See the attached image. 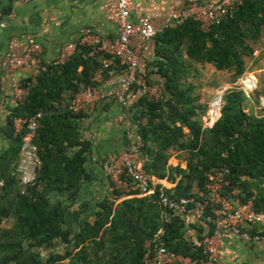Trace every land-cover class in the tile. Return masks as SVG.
I'll list each match as a JSON object with an SVG mask.
<instances>
[{
    "label": "trees",
    "instance_id": "obj_1",
    "mask_svg": "<svg viewBox=\"0 0 264 264\" xmlns=\"http://www.w3.org/2000/svg\"><path fill=\"white\" fill-rule=\"evenodd\" d=\"M156 39L158 53L169 52L158 62L160 69L155 73L160 77V98H149L143 92L134 105L144 171L169 181L180 176L175 186L165 191L172 199L197 195L217 170L228 171L229 187L241 186L245 180L264 181V116L245 112L248 97L242 90H229L222 95L219 118L211 127L204 126L202 117L208 108L199 102L192 81L199 75L194 67L197 64L233 72L231 82L243 75L245 59L252 58L255 47L264 42V0H242L227 20L207 33L188 20L165 29ZM89 53L88 47L81 46L64 65L36 75L25 102L15 106L7 119L10 146L0 154L4 182L0 187V264H143L145 245L159 230L167 250L198 257L184 230L192 223L178 213L163 219L157 203L159 187L148 196L115 190V201L132 194L139 197L116 203L105 199L92 223H83L77 231L65 227V211L70 207L67 202L76 199L90 148L76 130L81 114L69 111L68 105L81 86L95 85L93 73L107 57ZM26 82L32 80L22 85ZM38 112L42 117L35 144L41 168L34 184L21 193L16 174L21 138L14 135L13 121ZM172 151L183 153L185 169L168 164ZM53 192L64 193L66 199L52 200ZM254 204L264 214V197H255ZM6 222L11 227L6 228ZM200 224L201 233L204 228L211 231L210 221ZM56 242L63 251L53 250ZM41 250L47 251L45 257Z\"/></svg>",
    "mask_w": 264,
    "mask_h": 264
},
{
    "label": "crops",
    "instance_id": "obj_2",
    "mask_svg": "<svg viewBox=\"0 0 264 264\" xmlns=\"http://www.w3.org/2000/svg\"><path fill=\"white\" fill-rule=\"evenodd\" d=\"M218 1L131 0L130 22L137 23L139 17H147L155 30L154 35L148 40L140 37L130 40V45L139 51L138 73L145 77L148 84L158 85L160 77L155 74L160 69L158 62L164 61V57L169 56L168 51L164 55L158 53L159 43L156 39L158 34L170 28L169 25L179 18L189 3L205 4ZM109 11V0H33L28 3H21L19 0H0V24H4V27H0V154L10 146V140L7 137L9 132L7 119L17 106L14 100V85L23 83L27 79L32 80L31 85L35 83L34 74L27 68L9 71L6 56L8 54L21 55L28 41L34 39L42 47L40 60L47 63L58 57L65 44L87 34L112 39L116 35V28L108 21ZM262 50L264 49L255 47L253 55L262 54ZM182 54L186 58V54ZM194 67L199 72H207L211 76L214 72H219L210 64H197ZM120 71V68L107 71L97 84L98 90L105 93L117 87L121 76ZM203 78L204 73L201 80L196 83L202 85L203 81L209 82L202 81ZM213 82L217 85L216 82L219 80L213 79L208 84ZM142 95L143 91L134 87L127 94L124 107L113 99L100 100L89 111L79 115L76 120L79 138L88 142L90 148L87 150L84 163L85 176H82L76 199L74 202H67L70 207L65 211V227L72 231H77L85 222L92 223L98 205L103 200L109 199L110 181L102 170V164L109 155L119 154L120 151L132 147L139 139L137 133L139 122L134 118V105ZM63 96L65 97L64 94ZM199 102L207 105L206 115L216 110L212 106L213 103L205 98H200ZM54 105L57 104L54 103ZM212 117L213 114L210 115V121ZM204 118L205 116L202 117V121ZM182 154L172 151L168 164L173 167L179 165L185 169L187 164ZM151 177L154 189L159 187L164 191L171 190L180 178V176H175L174 181H169ZM236 187L242 195L251 193L257 198L264 197L263 180H245L241 186ZM50 196L54 201L66 199V195L60 192H53ZM132 197L139 196L134 194L123 196L115 203ZM182 218L192 223L191 226L186 224L184 230L186 237L194 242L202 234L201 224L190 221L184 216ZM4 225L6 228L11 227V224L7 222ZM240 228L247 232L250 238L247 240L230 232L225 233L224 246L218 257L219 264H264V217L259 226L242 224ZM56 245H59V242H56Z\"/></svg>",
    "mask_w": 264,
    "mask_h": 264
},
{
    "label": "built area",
    "instance_id": "obj_3",
    "mask_svg": "<svg viewBox=\"0 0 264 264\" xmlns=\"http://www.w3.org/2000/svg\"><path fill=\"white\" fill-rule=\"evenodd\" d=\"M28 3L33 0H19ZM110 11L108 21L116 28V35L109 39L95 34H87L78 40L65 44L56 59L43 63L40 60L41 45L34 39H30L21 55L8 54L6 56L9 71L27 68L34 76L47 73L64 65L81 46L90 49V55L100 54L104 57L101 65L92 76L93 86H81L79 91L69 102L68 110L74 114H82L89 111L100 100H116L123 107L126 105V97L132 87L138 86L149 98L159 99L160 90L157 85L148 84L139 71V51L130 45L134 37L150 39L155 30L147 17H139L137 23L130 22L132 11L131 0H109ZM242 3V0H219L216 3L191 2L181 12L179 18L171 23L170 27H176L191 20L198 24L204 33L210 31L213 26L227 20L234 10ZM4 27V24H0ZM114 68H120V81L117 87L102 93L97 84L103 79L105 73ZM31 83H16L14 85V100L16 105L25 102ZM42 113L33 116L15 118L13 132L21 138L18 149V161L16 174L19 177L21 193L28 186L34 184L41 168V159L35 144L37 129ZM213 123L208 124L211 127ZM140 140L119 154L109 155L102 164V170L110 181L109 201L115 202L112 192L118 190L126 193L135 191L139 196H148L154 193L152 177L143 169V160L139 156ZM228 171L217 170L208 177V182L203 191L191 197L172 199L164 190L160 189L157 203L162 209L164 220H168L169 213H178L190 221L212 223V229L202 231L200 238L193 242V246L199 252V256L191 258L180 254H174L167 250L160 241L162 230L157 231L154 240L147 242L142 257L143 264H219L218 257L224 246V235L230 232L243 239H249L247 232L242 231V224L259 226L263 222L264 214L255 208V196L242 195L237 187H229L226 180ZM4 184L0 176V187ZM226 188H231L225 193ZM244 198V201L241 200ZM252 237V236H251ZM258 238V237H254Z\"/></svg>",
    "mask_w": 264,
    "mask_h": 264
},
{
    "label": "rangeland",
    "instance_id": "obj_4",
    "mask_svg": "<svg viewBox=\"0 0 264 264\" xmlns=\"http://www.w3.org/2000/svg\"><path fill=\"white\" fill-rule=\"evenodd\" d=\"M256 47L264 49V42L260 41ZM203 73L204 78L202 81L207 80L209 81L208 83H210L213 79H216L219 80V82H216L217 85L215 82L208 84L206 81H203L202 85L197 84L196 82L201 80ZM203 73L199 72V75L192 78V81L195 82L197 87L195 93L198 94L200 98H205L210 103H213L212 106L214 107V104L217 103L220 98V94L222 98V95L229 90H242L248 97V101L244 103L245 112L258 117L264 116V50H262V54L260 53V55H253L252 58L245 59V72L235 82H231L233 72L219 71L214 72L213 76L207 72ZM248 81L250 82V88L245 87V83ZM221 105L222 101L220 99L219 106L221 107ZM211 114H213V117L210 121ZM217 115L218 113L215 111L209 113V115H205L207 119H203L204 126L213 123ZM53 250L59 252L63 251L60 247V243L59 245H55ZM40 254L45 257L47 251L41 250Z\"/></svg>",
    "mask_w": 264,
    "mask_h": 264
},
{
    "label": "bare ground",
    "instance_id": "obj_5",
    "mask_svg": "<svg viewBox=\"0 0 264 264\" xmlns=\"http://www.w3.org/2000/svg\"><path fill=\"white\" fill-rule=\"evenodd\" d=\"M245 87H246V88H250V82H249V81L245 83ZM218 107H219V100L217 101V103L214 104V108L216 109V110H214V111H215L216 113H218Z\"/></svg>",
    "mask_w": 264,
    "mask_h": 264
},
{
    "label": "water",
    "instance_id": "obj_6",
    "mask_svg": "<svg viewBox=\"0 0 264 264\" xmlns=\"http://www.w3.org/2000/svg\"><path fill=\"white\" fill-rule=\"evenodd\" d=\"M220 98H221V96H220ZM220 98H219V100H220ZM219 110H220V108L218 107V111H219ZM219 116H220V113H219ZM219 116H218V118H219ZM218 118H217V119H218ZM217 119H216V120H217ZM216 120H215V121H216ZM215 121H214V122H215ZM214 122H213V123H214Z\"/></svg>",
    "mask_w": 264,
    "mask_h": 264
}]
</instances>
